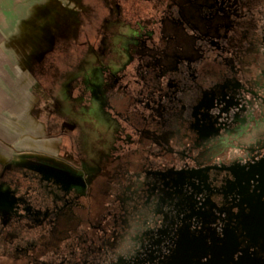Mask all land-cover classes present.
Wrapping results in <instances>:
<instances>
[{"label": "flooded vegetation", "instance_id": "obj_1", "mask_svg": "<svg viewBox=\"0 0 264 264\" xmlns=\"http://www.w3.org/2000/svg\"><path fill=\"white\" fill-rule=\"evenodd\" d=\"M134 2L148 14L134 17L145 32L121 28V51L94 64L75 101L105 158L115 159L96 179L110 171L121 181L97 186L94 179L87 192L78 186L73 198L56 203L51 224L70 205L80 216L72 244L53 263L264 264V231L248 226L264 202V0ZM112 20L110 10L109 31ZM92 189L113 194L115 205L96 214L93 200H77ZM4 194L0 232L23 238L5 229L20 206ZM13 242L1 239L0 253Z\"/></svg>", "mask_w": 264, "mask_h": 264}, {"label": "crops", "instance_id": "obj_2", "mask_svg": "<svg viewBox=\"0 0 264 264\" xmlns=\"http://www.w3.org/2000/svg\"><path fill=\"white\" fill-rule=\"evenodd\" d=\"M105 2L0 0L1 195L30 175L73 190L100 173L104 146L75 101L110 19Z\"/></svg>", "mask_w": 264, "mask_h": 264}, {"label": "rangeland", "instance_id": "obj_3", "mask_svg": "<svg viewBox=\"0 0 264 264\" xmlns=\"http://www.w3.org/2000/svg\"><path fill=\"white\" fill-rule=\"evenodd\" d=\"M104 1H106L104 3L106 5L105 10H111L112 12V17L114 20H112L111 24L108 26H111L113 29L109 31L110 29H108V27L106 28L105 26L102 32L95 35L96 52L93 58L95 64L101 62L109 63V55L114 52L118 54V52L121 51H119V45L117 43L118 32H120L121 28L125 27V25H127L128 23L129 25L126 28L127 32L130 31V24H132L133 27L137 26V29L141 27V30L145 32L141 24L134 21V17L136 16L137 20L139 17L138 14H141L142 16H144V18L148 15L145 12L143 13L137 11L138 6L134 2V0H132L131 3H127V5L125 4L127 6V16H124L123 10L126 6L124 7V3L121 0ZM150 4L151 1L142 3V5H144L146 8ZM145 29L146 31L151 32L150 28ZM135 48L136 51H138L139 48ZM97 113L99 114L100 121L106 126H109L110 122L108 114L103 112L102 109L97 111ZM112 163H115V159L112 156H106L102 165H111ZM115 176L116 175H114L113 172H106L104 173V176L102 178L94 180V185L98 186L102 183L106 184V182H108L107 180L111 179L121 181L119 180L120 178H115ZM126 176H128V174H123L124 178ZM79 186V188L83 190V193H85V190L87 192V184ZM9 189L12 198L18 200L17 205L20 206V215L16 216L17 219L8 222V225L5 226V229H19V231H21L22 234L24 233L25 236L23 238H20V236L17 237V234L9 233L8 231L4 236H2L0 232V240L2 239L3 244L13 242L15 240V237H17V239L13 243H11L12 246L9 245L5 251H2L0 253V263L19 262L27 264H45V262H49L51 264H55V261L58 262L61 254L65 252V247L72 244V240L74 238L73 234L76 233V229L78 226V224H76V221L79 219L80 215L77 214V212H79L78 210H76L77 208L70 205L62 210L58 224H56L54 221L51 224L50 218L52 214L50 213H55L54 209L56 207V203L60 204L62 200L71 199L77 193L74 191V189L66 190L64 185L60 182H56L52 179H45L38 175H30L24 177L20 181H16L12 185V187H9ZM95 191L96 190L92 189L89 196L88 194H85V197L83 196L77 200H93V207L96 214L101 209H108L115 205L114 199L112 198L113 194L108 195L107 193L103 194V192L97 193ZM1 196L3 195L0 194V197ZM26 200L30 202V209L28 210H25L24 207ZM52 200L55 201L52 202ZM46 213L48 214L45 218L44 214ZM53 217H55V215H53ZM40 219H45L44 226L40 225L43 224L40 223ZM27 220L30 221L26 222ZM248 226L252 233H261L264 231V202L254 207L253 213L248 219ZM39 227L43 229L46 228L48 231L39 233ZM1 228L2 221H0V230ZM28 243H30L28 246L22 248H18V246L16 245L13 246V244L27 245Z\"/></svg>", "mask_w": 264, "mask_h": 264}]
</instances>
